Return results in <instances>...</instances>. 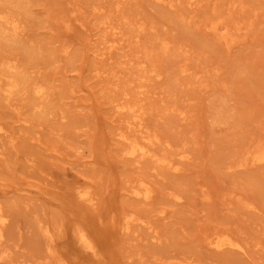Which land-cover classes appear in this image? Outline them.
<instances>
[{
    "label": "rangeland",
    "instance_id": "rangeland-1",
    "mask_svg": "<svg viewBox=\"0 0 264 264\" xmlns=\"http://www.w3.org/2000/svg\"><path fill=\"white\" fill-rule=\"evenodd\" d=\"M114 2L7 5L20 41L41 52L28 57L20 46L0 44V63L44 85L50 112L34 115L27 92L0 98V264H87L70 245L73 224L96 239V264H139V255L142 264H264V165L236 166L264 147V0H171L173 7L119 0L118 9ZM232 2L243 9L228 10ZM217 18L230 32L226 39L208 28ZM236 22L244 24L236 30ZM140 23L145 30L130 34ZM161 40L169 43L166 54ZM108 95L142 108V128L117 113ZM118 132L177 169L123 156L127 143ZM140 180L152 190L147 200L131 194ZM79 185L90 187L92 204L75 197ZM117 212L144 223L119 232ZM210 232L227 234L244 252L207 249Z\"/></svg>",
    "mask_w": 264,
    "mask_h": 264
},
{
    "label": "bare ground",
    "instance_id": "bare-ground-1",
    "mask_svg": "<svg viewBox=\"0 0 264 264\" xmlns=\"http://www.w3.org/2000/svg\"><path fill=\"white\" fill-rule=\"evenodd\" d=\"M27 1L28 0H0V44H5L8 46H20V49L26 53V55H28V57H33L37 54H39L40 48L39 47H34L33 45H28L23 41H20V39L18 38V27H17V23L16 20L14 19L12 12H10V10L12 9L14 11V9H22L27 6ZM159 3H163V4H168V6H172L171 4V0H155ZM202 1V0H200ZM191 2V1H190ZM115 5L118 8L119 7V0H115ZM192 3V2H191ZM14 6H13V5ZM6 5V6H5ZM7 5H11L8 7ZM123 5V4H122ZM120 5V6H122ZM13 6V7H12ZM4 7H8V8H4ZM93 9H97V7H95L94 5L92 6ZM173 7V6H172ZM10 8V10H9ZM232 8H239V10H242L243 7L240 6L239 4H235V2H232L230 7L228 8V10H231ZM22 9V10H24ZM128 16H126L125 14L122 15V18L124 20V24H125V20ZM181 17V16H179ZM107 18V17H106ZM220 18V17H219ZM217 18L216 20H212L209 22L208 24V28L209 30L214 31L215 33L219 32L220 36L219 38L221 39H226V36L230 35L229 30L224 27L221 26L222 23L220 22V19ZM107 20V19H105ZM102 24H107L106 21L102 22ZM239 24H244L241 22H236L235 24V29L238 30L240 29V27L238 26ZM250 24H252L251 22L247 25L250 26ZM8 27V28H7ZM108 26H104V29L107 28ZM109 31L112 32V35L116 34V28L114 26H109ZM134 28L132 30H130V34L132 33H138V32H142L144 31V25L142 23L138 24V25H134ZM131 29V27H130ZM133 38L136 37V35L134 34L132 36ZM106 42H108V40H106ZM234 42L233 39L229 40L228 46H230L232 43ZM115 42L111 41L109 42V45L107 46V48H113L115 46ZM168 42H166L165 40H161L160 44H159V48L161 51V54H166V52L169 50L168 48ZM157 51V52H159ZM168 54V53H167ZM145 57L149 58L150 56H152L151 53H145L144 55ZM152 71V70H150ZM186 69H179L178 73H182L185 72ZM156 76H159V74H156ZM3 79V80H2ZM45 91H46V87H44V85H42L41 83H29L28 82V77L26 76V74L24 72H22L21 70L18 69V67L11 63L10 61H4L0 63V98L4 96V98L9 99L11 96L21 93V92H27L29 93L31 96V104H30V110L32 111V113L36 116H39L41 118H46L49 115V107L48 105H46L42 100L45 96ZM123 96H125L127 93L123 92L122 93ZM222 96V95H220ZM218 96V98H223L224 96L220 97ZM107 100L108 102L111 104V106L113 108H115L116 112L119 114H130L131 115V125L133 127H135L137 130L142 128L141 125V116L143 115V110L140 107H137L135 105V103L130 102L128 100H122L121 98H119L116 95H108L107 96ZM222 100V99H221ZM224 100V98H223ZM62 117V116H61ZM101 122V121H100ZM99 122H98V126H99ZM100 131H102L100 129V126L98 127ZM102 128V127H101ZM4 129L3 127L0 125V135L3 133ZM101 133V132H100ZM101 135V134H100ZM116 136L118 137L119 140L126 142V147L122 148L120 150L121 154L123 156H126L128 158H131L132 160H134V162H139V160H143V159H148V160H152V162H154V164L160 168V170H166V169H172V170H176L177 167L176 165H174L171 161V158L167 157V156H156L145 143L136 141V140H130L128 141V139L126 138V136H124L122 133L118 132L116 134ZM101 140L99 141V146H98V150H100V153H102L101 151H103L106 146H107V141L105 139V137L103 135H101ZM153 138L155 140H157V137L155 135H153ZM246 155V153H245ZM244 158L237 163V167H243L246 164H251L254 166H261L264 165V147L258 148L256 150H254L253 152H251L249 154V156H245ZM181 157H185V153L181 152ZM108 156L101 154L100 155V160L103 164V162H105L106 164L108 163ZM105 164V165H106ZM104 165V164H103ZM108 165H111L110 162ZM116 183L115 184V189H113L115 192L119 191V185L117 183V181H112V183ZM111 183V182H110ZM111 187L112 184H110ZM109 185V187H110ZM114 185V184H113ZM110 187V189L112 190V188ZM3 190V186L0 185V191ZM73 190V194L75 195L76 198H78L79 200H82L88 204H92L93 198L91 196V192H90V187L87 185H79L76 186L75 188L72 189ZM113 192V191H112ZM151 193L152 190L149 188V186L146 184V182L140 180L138 181L136 186L132 187L131 190V194L134 197H139L142 198L144 200H147L151 197ZM172 200L173 202H177L180 200V196L178 194H171ZM208 198V196H206ZM244 206L247 207L250 210H253L254 212L256 211V208L253 206L252 203H244ZM255 209V210H254ZM162 218L163 216V209H159L157 211ZM116 217H118L117 222H116V228L117 230L120 231H124L126 232L129 228V224L131 223H144L139 217H122L120 218V213L117 212L116 213ZM5 216L2 214V208L0 206V239L2 237V226L5 223ZM39 223V221H38ZM147 229H150V233H153V231L151 230L150 225L146 226ZM43 233L45 235L49 234V230L47 229H43L42 230ZM152 239H155V235L154 233L151 235ZM69 242L71 247L73 248V251L80 256L81 258L86 259L88 262L87 264H96L97 262V257H98V245L96 242V239L93 237V235L83 226H79L76 224H73L70 229H69ZM156 240V239H155ZM203 242L204 245L207 247V249L212 250L214 252H220L223 250H234L236 252H244V247L237 241L234 240L232 238H230L227 234L224 233H218V232H210L207 233L206 235H204L203 237ZM255 245V244H254ZM258 245V244H257ZM260 246V245H258ZM140 257H142L141 255H139ZM140 257L138 258V262L140 261L141 264L144 262L143 260H140ZM143 258V257H142ZM139 262V264H140ZM145 263H148L145 261Z\"/></svg>",
    "mask_w": 264,
    "mask_h": 264
}]
</instances>
